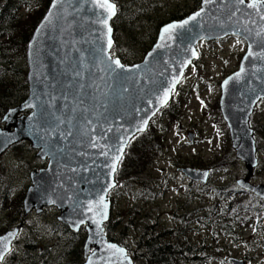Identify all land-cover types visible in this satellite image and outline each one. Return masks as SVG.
Segmentation results:
<instances>
[{
    "label": "water",
    "instance_id": "1",
    "mask_svg": "<svg viewBox=\"0 0 264 264\" xmlns=\"http://www.w3.org/2000/svg\"><path fill=\"white\" fill-rule=\"evenodd\" d=\"M250 3L257 7H248ZM53 4L57 6L53 8ZM197 12L201 15L196 21L190 20L171 39H161L162 28L143 61L125 67L132 71L116 68L109 59L115 15L107 21L109 34L100 23L107 13L94 0H51L27 43V98L2 119L0 156L14 145L28 142L37 151L36 157L46 161L44 169L30 173L24 214L55 207L60 212L58 222L72 232L85 226V254L94 249L85 264H133L124 249L104 236L103 226L110 214L108 194L128 144L168 104L189 64L197 59L195 48L200 41L235 35L247 43L239 72L222 85L220 111L236 158L250 175L258 165L249 118L256 103L264 99V4L260 0L243 4L239 0H202ZM165 91L166 104L161 103ZM181 172L202 183L208 175L191 169ZM237 184L264 199V186H250L247 179ZM18 232L15 228L0 236L3 259Z\"/></svg>",
    "mask_w": 264,
    "mask_h": 264
},
{
    "label": "rangeland",
    "instance_id": "2",
    "mask_svg": "<svg viewBox=\"0 0 264 264\" xmlns=\"http://www.w3.org/2000/svg\"><path fill=\"white\" fill-rule=\"evenodd\" d=\"M115 1L117 2L115 3L116 5L124 7L126 13L130 11L129 13L132 15L137 14L138 9L136 11L130 10L134 5L132 0ZM159 3L161 8L157 11L159 16L157 19L162 18V15L169 11L164 8L172 4L170 0H167L165 5L164 0ZM183 3L184 0H181V6H183ZM190 5L194 6L195 0H190ZM149 15L155 16L153 12H148L147 16ZM122 18L123 23L120 24V29L118 26V31H114V39L118 46V51L121 53L125 52V50L129 51V59L132 56L137 57L140 55V44L137 41L147 34L144 32L143 27L145 25H151L152 27L153 24L151 21L144 25H142L143 22H135V25L131 27L136 40H129L127 36L129 25L128 20H126L129 15H122ZM119 19L116 15L111 22L112 26L115 27ZM149 34L152 35L154 32L151 31ZM222 39V41L198 45L200 58L187 70L177 89L183 99L182 102L178 101L176 103L180 112L176 117L177 122H173V124L170 122L166 128L164 123L158 125L165 136L163 138L165 139L163 148L159 155L151 157L145 175L141 178H129L117 182V192L112 193L111 197L113 213L120 217L117 231L120 230L116 231L119 243L125 246L133 244L134 249L136 248L134 245L137 236L136 228L139 227L141 222L145 221L143 220L144 212L147 211L149 213L146 220L152 216V211L155 215H158L157 219L164 226L180 227L176 223L182 225L183 218L189 227H194L190 232V252L195 244L200 248L202 246L201 243L205 239H209L213 243L208 229L217 227L213 222V218L225 206V202H219L218 195H221L224 191L228 194L233 191L232 197L244 196V194L239 192L238 188L234 189L233 183L237 179L244 177L246 171L244 166L237 163L233 158L226 160V153L230 152V155H233L234 158L235 156L231 149V144L228 141L226 142V138L228 139L229 136L227 135V130L225 132V125L217 117L219 107L215 108V106L216 99L220 97L221 82L238 71L240 61L246 52V46L239 38L229 36ZM152 40L153 37L151 38ZM114 52V56L117 57V51L114 50ZM17 60H20V58H15L12 63ZM2 62L3 60L0 58V68L2 67ZM5 66H9V64H5ZM1 76L2 74H0ZM205 104L207 106L204 109ZM250 125L252 129L256 127L258 131L264 126V103H260L257 106L255 114L251 117ZM179 126L185 128L182 129ZM187 133L191 135L188 137ZM203 137L206 139L200 141ZM208 138L211 140L209 141ZM256 144L258 146L257 151L260 153L258 158L260 164L254 173L253 181L254 184H264V130L263 136L259 138L258 143L256 141ZM224 159L226 162H222L219 167L215 168L214 173L216 174L210 176L209 179V182H211L209 188L217 185L224 190L220 192L211 191L210 195H206L209 193L208 189H193L190 191V195L185 197L184 190L182 188L178 189L185 182L177 173L180 164L204 168L210 164H217ZM0 162H2L0 164V174L2 173L3 178L1 179L0 177V186L5 183L9 187L8 197L2 201L4 208L0 209L1 234L8 229L6 227L9 212L6 208L7 202L10 203L14 197L22 194L29 186V173L43 168L45 164L43 163L42 165L29 148H26L24 155L21 156L12 151L7 160L2 161L0 159ZM144 183L146 184V189ZM153 187L158 190L162 189L161 194H157L159 198L156 199V202L152 200L153 194L149 201L139 197V193L144 195L151 192ZM249 200L251 199L249 198ZM135 204L138 206L135 207ZM157 204H159L160 208H158ZM260 213L261 215H259V212H255V222L250 224V220H246L243 224L244 227L239 230L242 233L241 241H235L239 238L235 235H220L217 245L213 247L215 254L214 258L210 259L211 264H232L230 263L231 259L237 260L242 264H264V203L261 206ZM58 215V212L52 208L46 209L41 215L32 214V217L28 219V221H32V225H28L29 231L24 230L14 244V249L18 248L15 254L16 262H23V258L20 260L21 255L27 257L26 260L33 259V257H37V250L41 253L42 249L47 247L51 251L50 254H47V260L51 259L53 261V259L59 257L60 248L63 246L62 238L59 237L58 233L54 234L48 227H43V225L51 222L53 216L57 217ZM200 229L202 232L197 233ZM196 239L197 241L193 242ZM20 251L22 252L20 253ZM247 252L249 253L247 254ZM42 254H45V252ZM184 264L190 263L185 262Z\"/></svg>",
    "mask_w": 264,
    "mask_h": 264
},
{
    "label": "trees",
    "instance_id": "3",
    "mask_svg": "<svg viewBox=\"0 0 264 264\" xmlns=\"http://www.w3.org/2000/svg\"><path fill=\"white\" fill-rule=\"evenodd\" d=\"M198 1L199 0H195V5L192 6L193 9L191 13L198 9V6L196 5ZM49 4L50 0H0V58L3 60L2 67L0 68V74H2L0 77V124L3 115L8 111V109L22 103L27 97L28 88L25 82L26 44L29 41L35 27L42 19ZM118 7H120V5ZM124 11V7H120V11H118V17L120 19L116 22L115 27L113 26L114 31H118V26L120 29V24L123 23L122 15H129V18H126L129 25L127 36L129 40H136L131 26L135 25V22L137 21L143 22L142 25H144L150 20L146 19L147 15L141 8L138 9L137 14L133 15L129 13L130 11L128 12L129 14H126ZM143 28L144 32L147 34L137 41V43L140 44V55L137 57L132 56V58L129 59L128 55L130 52L127 50L123 53L118 51V46L115 41L113 49L117 51V58L123 64L131 65L137 61H141L145 54L149 51L151 45H153L152 41L154 42L155 36H153L154 34H149V32L153 31V26L151 27V25H145ZM152 37L153 40L151 41ZM18 57L20 60L12 63V61ZM5 64H9V66H5ZM173 98L170 104L160 110L159 113L151 120L147 131L137 135L131 140L125 152L124 158L118 167L116 182L129 178L143 177L146 173L151 157L158 154V152L161 153L165 140L163 138L165 136L162 134L158 125H162L164 123L166 128L170 122L172 124L173 122H177L176 117L180 114V112L178 111L179 106L176 103L178 101H183L181 93H178V91H176L175 97L173 96ZM217 107L218 105L215 106V108ZM218 113L217 117L219 121L223 123L219 110ZM180 127L182 129L185 128L182 126ZM253 129L255 139L258 143L259 138L263 136L264 126H262L259 131L256 127ZM227 141L229 142V138H226V142ZM13 151L21 156L24 155L26 148L20 144L13 147ZM229 153H226V160H231L233 158L238 163V160ZM226 160L224 159L221 162H216L217 164L214 165L213 169L219 167L222 162L224 163ZM0 164H2V162H0ZM0 177L3 179L2 173L0 174ZM2 185L3 186H0V209L4 208V203L2 201L8 197L9 192V187L5 183ZM144 186L146 189V184ZM117 189L118 187L113 191V193L117 192ZM152 192L153 190L144 195L139 193V197H143L149 201L153 194ZM23 195L24 192L19 194L18 197H14L10 203L7 202L6 208L9 212L8 219L6 218V227L11 228L13 225H16L17 222L24 223L25 230L28 232V225H32V221H28V217L23 215L21 205ZM248 197L251 199L252 196L250 194H245L244 196L230 197L231 199L227 205V210L217 218L218 226L213 227V229H208L209 235L212 236L214 242L207 245L203 244L201 248L193 246L190 253H186V248L189 247V243H191L190 232L194 227H189L188 223H186L183 218L182 225L176 223L180 227L174 228V226H164L159 222V219H157L158 215H155L152 211V216L147 220L146 218H148V214H144L143 220L145 221L141 222L139 227L136 228L137 236L135 238L134 245L137 249H134L133 244L126 246V248L133 257L135 264H184L185 262L190 264H210V262H206L205 260L208 257H210V259L214 258L215 252L213 251V247L217 245L220 235H235L236 237H239L237 241H241L242 233L239 232V230L244 227L243 224L246 220H249L251 216L252 211H250V207L254 206L255 210H260L259 206H261L263 202L257 200L256 198L249 200ZM136 206L138 205L135 204V207ZM119 221L120 217L112 211L111 217L105 226V235L110 241L119 242L117 235V232L120 230L119 229L117 231L119 228ZM34 226L36 225L34 224ZM43 227H48L52 232H54V234L58 233L59 237L62 238L63 246L60 248V255L58 258L56 257L53 261H51V259L47 260V254H50L51 251L49 247H43L44 249H42L41 253L38 250L36 251L37 257H33V259L26 260L27 257L21 255L20 260L23 258V262L20 263V261L16 262L15 254L18 251V248H15L4 264H50V262H52V264H83V230L76 235H71L67 228L63 227L56 221L55 216L51 218V222L43 225ZM212 231L215 232L212 234ZM21 252L22 251H20V253ZM43 252H45V254H42Z\"/></svg>",
    "mask_w": 264,
    "mask_h": 264
},
{
    "label": "flooded vegetation",
    "instance_id": "4",
    "mask_svg": "<svg viewBox=\"0 0 264 264\" xmlns=\"http://www.w3.org/2000/svg\"><path fill=\"white\" fill-rule=\"evenodd\" d=\"M161 0H132V3L134 4L133 7L130 9L132 11L137 10V9H143V12L147 15L148 12H153V14H155V16H147L146 19L150 20L153 24V32H154V36H155V40L157 38V35L159 34V31L161 29V27L165 24H169V23H173V22H180L182 20H184L185 18H187L188 16H190L192 13V6L190 5V0H184L183 6H181V0H170V2L172 3L171 5H167L166 8L169 11L165 12L162 15V18H159L157 11L159 10V8H161L160 2ZM167 0H164V5L167 4L166 3ZM114 3H117L115 0H113ZM201 3V0H199V2L197 3V6H199ZM163 5V7H164ZM118 10H120V7H118L119 5H116ZM156 7H158V9H156ZM157 16V17H156ZM184 16V17H183ZM183 17V18H182ZM150 21H147L146 23H149ZM23 146H25V148H29L27 146L26 143H20ZM18 144V145H20ZM17 145V146H18ZM30 149V148H29ZM13 151V148H11L10 150H8V152L1 157V160H7L10 155L11 152ZM14 152V151H13ZM35 156V154H34ZM43 165V163H42ZM212 167V165H207L204 168H201L203 170H208ZM180 169V168H179ZM178 169V170H179ZM200 169V170H201ZM245 177V176H244ZM253 177L250 178V181L252 183H254L253 181ZM259 208L261 209V206H259ZM256 210L253 207L252 212L254 213Z\"/></svg>",
    "mask_w": 264,
    "mask_h": 264
},
{
    "label": "snow or ice",
    "instance_id": "5",
    "mask_svg": "<svg viewBox=\"0 0 264 264\" xmlns=\"http://www.w3.org/2000/svg\"><path fill=\"white\" fill-rule=\"evenodd\" d=\"M94 2L96 3V5L103 9L105 13H107V15L100 21V23L107 28V31L108 33L110 34L111 33V28L107 26V21L109 19H111L112 16L115 15L116 13V5L112 2H110V0H94ZM205 3L208 2V0H204ZM245 2V0H239V3L240 4H243ZM261 4H264V0H260ZM53 8H55L57 5L56 4H53L52 5ZM248 7H251V8H256L257 5L256 3H250L247 5ZM203 11V10H201ZM201 15V12H197L195 13L192 17H190L189 19H186L183 23H180V24H170L168 26H166L164 29H163V35L161 36V39H165V36H167L168 39H171L172 38V34L174 32H176L178 29H184L188 24H189V21H196L197 17H199ZM111 44H112V41L111 39L108 40V47L111 48ZM157 47H159V45H157ZM195 55V53H193ZM249 56L252 55L251 52L248 53ZM109 59H111V57H109ZM112 63L115 64L116 68H119L121 69L122 71H132V69H126L124 65H122L120 63V61L118 59H115L112 61ZM138 67V66H137ZM109 68H111V64H109ZM112 71H115V69H112ZM243 71V70H242ZM182 75V73H181ZM227 83V81H226ZM167 100H168V91H165L164 94H163V97L161 99V103H167ZM138 130H142V129H138ZM120 160V157L119 156H116L114 157V161L115 162H118ZM113 163L112 164V171L114 172L116 170V163ZM101 204L104 205V207L106 208L107 205L104 204V201L103 199H101L100 201ZM7 239V238H5ZM119 251H123L122 249H120ZM3 259V256L0 255V260Z\"/></svg>",
    "mask_w": 264,
    "mask_h": 264
},
{
    "label": "bare ground",
    "instance_id": "6",
    "mask_svg": "<svg viewBox=\"0 0 264 264\" xmlns=\"http://www.w3.org/2000/svg\"><path fill=\"white\" fill-rule=\"evenodd\" d=\"M257 16H258V15H257ZM259 16H261V15H259ZM259 16H258V17H259ZM259 18H260V17H259ZM237 106H239V103H238V102H237Z\"/></svg>",
    "mask_w": 264,
    "mask_h": 264
}]
</instances>
